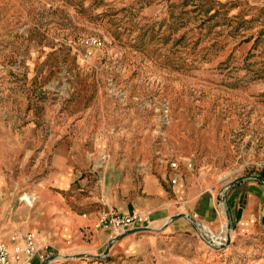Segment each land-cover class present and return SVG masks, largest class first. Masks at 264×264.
<instances>
[{
    "label": "rangeland",
    "instance_id": "374dc122",
    "mask_svg": "<svg viewBox=\"0 0 264 264\" xmlns=\"http://www.w3.org/2000/svg\"><path fill=\"white\" fill-rule=\"evenodd\" d=\"M63 136L93 142L97 180L107 167L140 177L157 158L218 193L262 179L264 0H0V212L14 231ZM183 220L55 264H264V235L224 254Z\"/></svg>",
    "mask_w": 264,
    "mask_h": 264
},
{
    "label": "crops",
    "instance_id": "0c3cea01",
    "mask_svg": "<svg viewBox=\"0 0 264 264\" xmlns=\"http://www.w3.org/2000/svg\"><path fill=\"white\" fill-rule=\"evenodd\" d=\"M54 140L48 152L47 171L32 190L36 210L27 213L30 221H23L25 230L32 233L37 245L49 244L58 250L69 246L76 253L102 252L114 236L108 227H95L105 207L117 213L148 212L151 226H160L169 216L185 212L199 218L211 233L218 234L223 227L225 214L216 199L218 190L181 170L179 162L176 169L171 168L169 161L174 159L157 158L153 163L146 162L140 177L117 173L115 168L106 165L104 176L97 180V172L91 169L88 157L93 142L85 143V138L77 136ZM226 199L232 212V228L229 245L219 250L224 254L238 243L256 241L264 235L260 211L264 204V185L255 179L242 180L228 191ZM167 225V229L178 231H187L189 227L183 218ZM17 228L15 223L11 227L5 224L0 212V242L10 250L20 244V239H10ZM136 234H125L117 242L128 244ZM58 261L55 259L49 264ZM38 263L33 260V264Z\"/></svg>",
    "mask_w": 264,
    "mask_h": 264
},
{
    "label": "built area",
    "instance_id": "2783aa9c",
    "mask_svg": "<svg viewBox=\"0 0 264 264\" xmlns=\"http://www.w3.org/2000/svg\"><path fill=\"white\" fill-rule=\"evenodd\" d=\"M85 43L87 45H98L97 39L92 37L87 38ZM169 166L176 169L178 166L177 161H169ZM262 167L264 168V163ZM175 180L173 178L171 182L174 183ZM101 226L108 227L111 231V236H113L130 228L150 226V215L148 212L138 210L128 213H117L112 208L105 207L100 211L95 223L96 228ZM10 239L12 241L20 239V244H15L10 250L3 242H0V264H33L34 259L40 262L48 256L62 254L66 251L65 248H69L68 246L63 250H58L49 244L37 245L34 242L32 233L28 231H14L10 235Z\"/></svg>",
    "mask_w": 264,
    "mask_h": 264
},
{
    "label": "water",
    "instance_id": "95a60500",
    "mask_svg": "<svg viewBox=\"0 0 264 264\" xmlns=\"http://www.w3.org/2000/svg\"><path fill=\"white\" fill-rule=\"evenodd\" d=\"M246 179H255L257 181H259L262 185H264V180L261 179L260 177H257L255 175H245V176H240V177H236L233 180L227 182L222 189L220 190V192L217 194V201L219 203H221L222 205L226 204V207H224V214H225V223H224V227H225V232H226V236L223 237V240L221 239L219 243H214L212 240H210L209 238H207L206 236H203V234H201L199 228H198V224L196 223V220L192 215H190L189 213H184V212H179L176 214H173L171 216H169L165 222L162 224V226H160L161 229L162 227H164L165 225L169 224L170 222L178 219V218H184L187 219L190 224L195 227L197 229V232L200 236V238L205 241L209 246H211L214 249H223L226 248L229 243H230V231L232 228V212L230 207L227 204V193L228 191L234 187L238 182L242 181V180H246ZM264 215L261 216V223L264 227ZM157 229V230H158ZM156 230L153 227L150 226H138V227H134V228H130L128 230H125L123 232H120L116 235H114L109 242L107 243V245L105 246V248L103 249V251L99 254H91V253H86V252H80V253H74V254H54L51 256L46 257L45 259H43L42 261H40L38 264H49L51 261L58 259V258H62V259H72V258H81V257H88V258H96V259H100L103 258L104 256L107 255L110 247L112 246V244L117 241L119 238H121L123 235L128 234V233H142V232H148V231H153Z\"/></svg>",
    "mask_w": 264,
    "mask_h": 264
},
{
    "label": "bare ground",
    "instance_id": "6f19581e",
    "mask_svg": "<svg viewBox=\"0 0 264 264\" xmlns=\"http://www.w3.org/2000/svg\"><path fill=\"white\" fill-rule=\"evenodd\" d=\"M196 223L198 224V226H200V229L203 231L202 234L205 235V236H207V235H206V231H205V229L201 227V223L198 222V221H196ZM207 233H208V232H207ZM211 235H212V236H211L212 241H213L214 243H219V239H220V238H223L224 235L226 236V232H225V230L222 229V231L219 232L218 234H213V233H211Z\"/></svg>",
    "mask_w": 264,
    "mask_h": 264
},
{
    "label": "trees",
    "instance_id": "16d2710c",
    "mask_svg": "<svg viewBox=\"0 0 264 264\" xmlns=\"http://www.w3.org/2000/svg\"><path fill=\"white\" fill-rule=\"evenodd\" d=\"M262 179L264 180V177H262Z\"/></svg>",
    "mask_w": 264,
    "mask_h": 264
}]
</instances>
